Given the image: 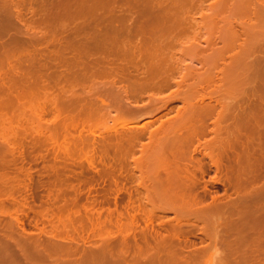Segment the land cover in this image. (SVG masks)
Segmentation results:
<instances>
[{"label":"bare ground","instance_id":"1","mask_svg":"<svg viewBox=\"0 0 264 264\" xmlns=\"http://www.w3.org/2000/svg\"><path fill=\"white\" fill-rule=\"evenodd\" d=\"M48 1H50V0H0V9L6 13V19L3 20V18H0V64H3V62H7L8 60L13 62V63L10 62L12 66L10 65L9 61L7 62L9 64L8 66L12 67V68L8 67L10 72H8V70H7V73L5 74L7 67H6V69H3V70L1 69V72H0L1 73L0 74V97L3 99V100L2 99L0 100V126H1L0 128H1V132H2V130H3L2 133H5L7 131L6 134L8 133V131L11 132V138L16 135V134H14V132L17 133V135H16L17 139L15 140L14 137L12 138V140L14 139L13 141H15L17 144V141H19V139H18L19 136L21 137V135H22V134L20 135V133H18L19 130L21 129L20 127H22L20 132L24 134V132H25L24 130L26 128L25 125L28 124L27 122L30 121L31 116L34 115L30 112V111H32L31 107H33L34 102H35L34 109L38 108L39 111H37V112H40V113L42 112V115H44L45 111H43V110H46L47 107L45 109L44 108L45 106L41 104V102H43V100H47L48 98L50 99V96H51L50 102L47 100V101H44L43 103L45 104V102H46V106L48 105V103L52 104V106L54 104V106L52 107V108H54L55 106L59 105V103H57L59 98H60L62 105L64 103V100L68 101L70 98L71 100L69 102L70 103L72 102V106H74V109L72 107V109L74 110V113H73L74 116L70 121L72 122V120L74 119L73 120L74 122H72V124L69 122L71 125H73V127L71 129H70L71 125L70 124L69 125L67 124V125L69 126L68 129H70V130H72L74 128V125L76 127V128H74V130L77 129V133H74V135L76 134L77 138L74 135H73V137L71 136V138L75 137V140L77 139V140L83 141V140H81L82 132L79 130L78 126L81 128L84 126V124L86 122L88 123V121H91L88 123V125H90V129H89V126H87L88 129L90 130L89 133L86 131V130H88L87 127L84 126V129L83 128L82 129L85 130L84 134H86V133L90 134L89 136H91V138H92L91 139L92 140L91 145L93 147V150L95 148H97L96 146H98L99 147L98 149H100L99 151H101V155L104 157V160H105V158H106V160L108 158V157H105V155L106 156L111 155V154H109V152H112L114 145L115 146L118 145L119 147H122L124 150H125L126 146H127L126 149L131 148V149H128L130 151L122 150V152L123 151L127 152L129 155L137 150V149H135V147L137 148V146H139L140 149L139 148L138 149H139V152H140L139 154L141 157H143L144 152H146L147 154L150 153V155H151V152L155 150V152H153L154 153L153 157L156 156L155 154H157V156L160 154L161 157L163 155L165 160L163 159V157L160 159V156H159V159H160V161H162L163 165L165 163V165L167 166L166 168L169 169V171H168V169L164 170L165 172L168 171L167 173L169 175L167 174V176H166L165 172H163L165 174V178L167 177L166 181H165V178L163 177V175L159 173L162 170L159 171L158 168L157 169L155 168L156 170L152 171V173H150L151 176L149 175L150 176L149 177L147 175V174H149V172L146 171L147 172V174H146L144 172V170H146V169H144L143 172L146 174L147 178L150 179V180H148L146 178L144 180L143 178H144L145 174L144 175H143V173L141 174L140 171H141V168L144 167V166L143 167L141 166V164L143 163L142 161L145 160L144 158H146V161H149V160H147L148 157H145L146 154H144L143 160L142 159H140V161L136 160L135 159L136 157H135L134 159L136 160V162L130 164V162L127 161L129 158L127 160H124V159H126V157L125 158L123 157L124 159L120 158L123 156L124 153L122 154V156H120L118 158L117 152L114 151L116 153V154L114 153V157L116 158V156H117V159L120 160V162H123V163L125 162L124 165L126 166V168H125V166H123V164L120 165V162H119V166L121 168L123 166L127 170L128 169L127 166H129V164L130 165L133 164L135 166L137 163V165L135 167L132 165L134 168L132 166L131 167L129 166V170H127V171H130V170L133 171L134 170L135 173L134 172L133 173H134V175H136L137 174L136 170L138 169L137 171L140 170L139 174H137L138 176L136 175L135 177H133L132 176L133 174H132L131 177H129L130 173L125 171V170L123 171V173L124 174L126 173V175L129 174V176H126V178H125V179H127V177H128L127 180L129 182H130L129 179H131V178L134 179L137 177L136 180L134 179L136 185L133 186V188L135 187L134 193L136 194V196L135 195L134 196L136 198L138 196V199L135 200L134 199L135 197L134 198L132 197V194L129 190L130 193L128 194V198H126V199H127V202L130 201L129 203H131L130 204L131 208H127V209H130L132 212L130 213L129 210L126 211V209L124 208L126 211L125 212L126 215L122 214V212L117 211L118 213L117 214L115 213L116 216H113V213H114V207H113L112 211L110 209L109 212L106 213L107 214V215H105L106 217H104V218H107L106 224L101 223L102 221L100 220L101 218L99 217L101 211H98L101 209L97 210V209H94V207H93L97 203L96 202L97 200L96 201H95V199H94V201L92 200L93 203L91 202L90 206L89 205H88L89 207L87 206L88 211H89V208L92 207L90 209L91 212L89 211L90 212L89 213L87 211V209L85 208L86 213H85V215L82 214L83 215V216L81 215L82 217L80 216V213H84V211L81 212V210L79 208L80 207L79 203L78 204L76 203L77 205L74 204L75 206H77L75 208L73 207L74 205L72 206L75 209V210L73 208L71 209V210H73L72 211L73 213L75 211V213L72 214L73 216L77 215L78 208L80 211V213L76 216V218H72V219H74L73 221H75L76 219L80 220V217H81L80 221L88 220V219H85L84 216L89 214V216H88V218H89V217H91L90 215L92 214V217L89 218V221H91L90 219H92V220L94 219L93 223L90 222V224L92 225V228L94 230L93 231L94 233L93 234L91 233L93 235V236L92 235L91 236L98 238V239H95V242H94V239L91 237L93 240L92 242L94 244L96 243L95 247L97 245L96 240L99 241V239H101L102 237L107 238V241L104 240V242H103L102 239L99 241V242L102 241L103 244H101L100 247H98V249L96 247V250L93 249L95 247L92 243L93 248H91V249H93L94 251L89 250L90 253H88V256L89 255L90 256L87 257L88 260H86V258H84L85 262H82V261H84L83 257L80 258L82 260H80L76 257L78 254L77 252L73 253L76 255L75 258L80 260L79 264H201L202 259L204 257H206V255L208 257H210V256L215 255V253L217 251H219L218 246L224 247V248L222 247L223 252H221L220 256H219L220 261L217 260V261L221 262L222 264H264V246H262L264 244L263 243V241H264V188L263 187L264 186L262 187V190H260V188H259V190H257L258 192L256 194H258V195H255V197L249 196L251 194L249 193L250 191H248V190H247V193H249V194H247V193L245 194V195H247L246 197H248V198L249 197H253V199L256 198L257 202L261 200L260 204L256 203V205H255L254 202H252L251 203L252 206H251L249 204L250 201L246 202L247 201V199H246L245 202L247 204L246 203L245 204L247 206L244 207V208L247 207V211L251 210L252 213H253V211H256L254 209H257L256 212H258V213L261 212L260 216H258V217L256 216L257 218L251 219V218H249L250 217L249 213H247V211H246L245 213L248 214L249 217L247 216V218H244L243 215H241V216H239L238 220H236V221L228 220V219H230V217L228 218L227 214L229 213V215H230L231 211H233V208L230 205L228 206L224 200H222L221 198L218 199V198H216L217 196L214 197V195H213V197H211L210 201L206 202L205 199H203V197L202 198H201V196L199 197L200 194H199V192L197 193V191H196L197 184L201 180V179L197 178L198 176L196 177V175H197L196 172L198 171L199 174L201 173L204 175L203 164L201 163V161L196 159V161L193 162L192 165H189V163H187L188 165L184 164L185 159H187V160L189 159V161H190V159L192 158L191 155L195 152V149H196V148H193L195 145L194 144L195 141H198V138L202 137V135L204 136V134L207 131L206 130L207 122L209 121V119H213L214 127H212V130L210 132H212L214 134V137L211 138L212 140L210 142L205 143V145L203 144L205 146V148H204L205 151L203 152V156H205L208 159L209 165L215 170L214 172L220 171L222 173V170H223L224 176L221 174L220 175L222 177H224L222 179L224 181V184L225 183L227 184L225 186H227V187L232 186L234 188H237L238 189L237 192H239L240 191L239 189H241V193H242L244 191V188L248 185V183H252V182H250L252 180V178L253 179L255 178L254 180L257 181L256 180L257 176L254 175V174H256V170H254V172H255L254 174H253V172L250 173V175L251 174L254 175L253 177L249 176L251 178H248V175H249L248 173H247L248 175L244 176V174H246V173H243L244 172L243 170L245 169L244 166L246 165V164L244 165V163L248 160L247 154L246 155L245 154L244 155L238 154V156L235 155V157H237V158H235V157L233 158V156H232L231 159H230V157H228V159H230V160L228 161V159H227L226 160L227 162H225V160H224L225 156L224 155H227L226 149L227 148L230 149V147L233 145V143H231L232 140L229 141V139H227L228 140V142H227L225 140L226 138H224V140L226 142L223 140V137H222L223 135H221L220 132L222 133L221 130H224L227 128L222 129L223 127H220V126L222 125V123H225V120L228 118V116L230 114L229 112H231V110H234V109H231V105H230L231 110H229V108H226L225 107L226 105L224 106V104H225L224 99L228 98V97H226L227 95L225 96V98L223 97V95H225L223 93H226V91L225 92H223V91L226 90V88H229L230 86L232 88V85L234 83H237L236 81H238L236 79L237 77L235 78L234 75L230 76L231 72L232 71L235 72L234 69H236V68L238 70L239 65H240V68L243 66V65L241 66V64H239V60L243 58L242 60H240L243 62V60L246 59V57L244 58V56H248L246 54L252 55L256 51L255 50L256 48L261 49L263 47V46L260 47L259 46L260 44H258V43L256 44L254 42L260 43L261 39L262 38L264 39V37H263L264 34L261 35L262 36V38H261L260 36H258V34L256 35V31H255V30H257V28L260 29V26L262 24L260 22L262 20H264V0H214L212 3H214L215 5H211L212 4L211 2L209 5H207V6L212 7V8L207 7L208 12L209 11L212 12L211 15L208 16V19L206 18L207 20H205V22L207 21L206 22L207 24L205 23L207 26L204 25L203 21H202L203 23L200 21L201 25L203 24L206 27H203V25L200 26V24L199 25L197 24L198 22L195 20V13L194 12L199 13V11H201L202 13L200 14V16H202V14L205 13L204 11H202L203 9L205 10V6H206L205 3H206V1H210V0H57V1L52 0V2H54L53 3L54 5H51L52 2L49 5L48 3H50V2H48ZM55 2H56V4H55ZM33 4H36V5L38 4L39 6L37 5L38 7L36 8V7H33ZM26 10H27V12L29 10L31 15H32L30 20H28L25 17ZM208 12H207V14H208ZM190 13H194L193 14L194 16L193 15L189 16ZM253 18H255L256 20H257V18H260L261 21H258L259 19L257 20L260 24L254 23L255 21ZM213 19H215V22ZM216 20H217V22H216ZM195 23L197 24L196 25L197 27L200 26V27H202L203 30H205V31H203L204 32L203 34L205 35V33H206V35H205V38L203 41L208 43L207 45H209V46L208 47L206 46L207 48L204 47L203 45L199 46L197 41L200 42V38L199 39L195 38V39H197V41L194 40L192 42V44L189 43L190 45L188 44V46L185 45V43L183 41L184 47L185 46L186 47L182 50L179 49L178 52L179 51L182 52L185 50L186 52H184V55L183 54H181V55H183V57L185 55H186V57L189 55V56L193 57L192 58L193 61L196 60V57H198L199 59L201 57H203V58H201V60L204 59L203 60L204 65L206 63L207 67L210 68V70H207L208 73L206 72V70H204L207 73V75H205V76H203L204 72L202 73V75H200L198 73V69L195 68L196 67L195 64L199 63V61H197V60H196L197 62L195 64L187 63V65L189 67H185L186 66L185 63L187 61H185V63H184V60H186V59H184L182 61V63H180V64H182V67L185 64V66L183 68L181 67L183 70H181L179 68V66H176V63L179 64V62H180V61L177 62L178 59L176 60V63H174L172 61L173 58H174V60L176 58V57H174L176 52L175 53L172 52V54L174 55L173 58H172V54H171V51L176 50V48L174 47V45L176 44L175 42L178 41V44H179L180 41L178 39L181 38L180 36L186 34V32L188 30H189L188 33H192L191 31L194 30L193 28H196ZM263 23H264V21H263ZM214 26L217 27L219 30L213 31L215 28ZM263 27H261V30ZM10 29L12 30L11 35L9 36L8 34H6V36L4 37V33H6V32L8 33V31ZM198 29H200V28L198 27ZM206 29H207V32H206ZM259 29L257 30V33L259 32ZM5 30H7V31H5ZM263 31H264V28H263L262 32ZM195 32L196 31H194V34L196 35ZM262 32H260V34H262ZM7 35L9 36V38L7 37ZM192 35H193V33H192ZM197 35L199 36V34H197ZM197 35L196 36L193 35V39H194V37H197ZM255 35L261 39L259 40L258 37H253V38H251V39L255 38L254 41L252 40L253 42L248 41L249 37L255 36ZM243 36L246 37L245 38L246 40L242 38ZM6 37H7V39H6ZM256 39H258V40L256 41ZM219 40L226 45L221 46V48L217 49L216 47H213L214 46L213 44H215L216 41H219ZM181 43H182V40H181ZM193 43H194V45H193ZM195 43H197V45H195ZM209 43L212 44L211 47H210ZM250 43H251V45H250ZM252 43H253V45H252ZM179 45L182 46V44H179ZM256 45H258V47H256ZM172 47L174 48V50H172L173 49ZM201 47L204 49L203 51H202ZM236 47L238 48V51L232 53L233 56L232 55L230 56V54H231L230 51L233 52L234 50L237 49ZM179 48H181V47H179ZM213 48H216V50ZM48 49H49V51H48ZM50 49H55V52H51ZM205 49L206 50L212 49V51L214 50L213 52L208 51V53L211 52L214 54L209 53L210 55H204V52L207 53V51ZM263 51H261V52L263 53ZM169 52L171 55L169 54ZM227 54H228L227 59L230 58V61H228L226 63V65L224 64L222 66L223 68L222 69L220 68L221 71L219 72V69L217 68L218 67L217 64L220 63L222 65V62H223L224 58H226ZM249 56L247 57V59L250 58ZM191 57H189L187 59H189V61H191L190 60ZM53 59H54V63L52 61ZM181 59H183V58H181ZM199 64H202V63L200 62ZM253 64H255V63L253 62ZM4 65H5V63H4ZM1 66L2 65H0V67ZM215 68L218 69V71L216 70L218 73L222 72L221 76L223 75L222 79L220 78L221 83L222 84L224 83V86L221 84L222 88L219 90V91L223 92L222 94L219 93L221 95L214 94V90L216 89V87H215V89H211V87L214 86V83H213V86H211V87L209 85L214 81L213 80L214 77H216V74H217L216 71L213 72L215 74V76L213 73H210V71L212 69L214 71ZM249 68L251 69V67H249ZM175 70H176V72H178V70L181 73L184 72V73H182L181 77H180V75H178L179 72L176 73V75H178L180 77L181 83H184L185 81L189 80L190 78L191 79L189 81H191L193 79L191 81L192 83L191 84L188 83L185 85V87L182 88L183 93L178 91V93L176 92L173 96L171 95V97L166 96L167 98L164 96H161V95H163L162 93H160V92H162L161 89L171 86L170 84H171V82H173L172 81L173 80L172 79V72H175ZM254 70H256V69H254ZM2 71H3L4 75L8 74L9 79L8 78L5 79V77H7V76H4V78H3L4 81H3V79L1 78L2 77L1 76ZM251 71H253V70H251ZM199 72H200V70H199ZM202 76H203V78H201ZM232 77H234V78H232ZM245 77H247V76H245ZM228 79H229V81H228ZM6 80H8L9 82ZM60 81L62 83L65 82L63 84V86H62V84H60L61 83ZM175 81L176 80H174V82ZM240 81H238V82H240ZM120 83L121 84L124 83L125 85L120 86ZM176 84H179V83L177 82ZM58 85L61 87H59V90H56ZM174 86H175V84H174ZM233 87H234V85H233ZM153 88L156 91L158 90V92H157L158 95H160V94L161 95L155 96V94H154V96L151 95V97L149 95L150 98L148 96H145L146 94L144 95L145 91L151 90V89L153 90ZM209 88H210L211 93L209 91ZM178 89H180V88L178 87ZM159 90H160V92H159ZM232 90H234V88ZM232 90H231V92L233 93ZM261 90H262V88H261ZM54 92L57 95V96L54 95V97L56 96L57 99L52 98L53 97L52 95L54 94ZM212 92H213V94H212ZM217 92H218V90H217ZM68 94H69V97L66 98L65 95L68 96ZM58 95L59 96L62 95V97L61 96L58 97ZM169 96H170V94H169ZM64 97H65V99L63 100L62 98H64ZM144 97H148V98H146L149 101L148 107H147V105H145L146 103L141 104V106L138 104V100L142 99V98L144 99ZM238 97H236V98H238ZM39 99H41L40 103L38 102ZM61 99L63 100V103H62ZM53 100H57V101H55L53 103V102H51ZM36 101H37V103H36ZM148 101H147V103H148ZM229 101H231V100H229ZM239 101H241V100H239ZM176 102L181 103V104L179 103L180 107L178 108L176 106L177 109L175 108L176 110L173 113L174 115L172 114V116H169L168 118H164L170 112L174 111V104ZM32 103H33V105H32ZM55 103H57V105ZM70 103H68V104H70ZM226 103H228V102H226ZM36 104L37 105L41 104V107L40 106H39L40 108L38 106L36 107ZM50 104H49V106H50ZM217 105L219 107H221L222 110L220 109V111H216ZM258 105H259V102H258ZM42 106H44V107L42 108ZM49 106H48V108L50 109ZM16 107H18L19 109ZM27 107L29 108V110L31 109L29 111V113L27 112L28 111ZM64 107H66V105ZM227 107H229V106H227ZM245 107H246V105H245ZM15 108L18 111L15 110ZM58 108L59 107H57V108L55 107L53 110L56 111V113L58 112L57 115L60 114V115L64 116L63 114H66V113L61 112V111H63L62 110L63 108L60 107L61 108L60 110ZM57 109L63 114H61L59 111H57ZM68 109L70 110L69 107H68ZM240 109H241V107H240ZM251 109H252V107H251ZM14 110L16 111V113L13 112ZM50 110H52V109H50ZM50 110H49V112H50ZM2 111H4V113ZM9 111H11V112H9ZM66 111H67V109H66ZM66 111H64V112H66ZM7 112H8V114H7ZM235 112H236V110H235ZM40 113H38V114H40ZM50 113H54V112L51 111ZM50 113L48 114V112H47L46 114L50 115ZM56 113H54L55 114L54 119L57 120L59 118L58 116H60V115L57 116ZM251 113H250V115H251ZM29 114H32V115L30 116ZM54 114H52V118H51L52 120H53ZM36 116H37V114H36ZM36 116L34 115L35 119H36ZM38 116L39 117H37V118H39V120H36L37 123H38V121L39 122L41 120L43 121V118H44V116L43 117H41L40 115H38ZM243 116H246V115H243ZM26 117H27V119L28 118H30V119H28V121H27ZM34 117L32 116V119H34ZM40 117H41V119H40ZM45 117H47V116H45ZM64 117H63V120H61L62 119V117H61V119H60L61 121L59 119L57 121V122L60 121L62 126L64 125V122L66 121V119L64 121ZM249 118L250 117H248V119ZM257 118H259V116ZM207 119H208V121H207ZM250 119H252V118H250ZM15 120H20L21 122L18 123V121L16 122ZM56 120H55V122H56ZM127 120L129 122H127ZM157 120L160 121V125H158L159 128L157 127L158 129H155L154 130L155 132L150 131L149 130L150 128L148 129L147 125L149 123L151 124V122H154ZM44 121H45V123L47 122L46 120H44ZM83 121H85V122H83ZM229 121H230V119H229ZM249 121H247V122H249ZM30 122H29V124H30ZM50 122H54V120L50 121ZM21 123H22V125H21ZM47 123H49V122H47ZM98 123H99V126L101 124V128H98L99 127ZM13 124L14 125L16 124L17 127L20 126V127H18L20 129H18L17 132H16V130L15 131L13 130V128L16 126V125L14 126ZM41 124H42V122H41ZM245 124H246L245 125L246 129L250 130V128H247L248 124L247 123H245ZM23 125H24V128H23ZM80 125H82V126H80ZM237 125L239 127L237 128L236 132L240 133L241 132L240 130H242V128H240L241 127L240 125H242V127H243L244 124L239 123ZM59 126H60V124H59ZM62 126H60V127H62ZM252 126H254V124ZM17 127L14 129H17ZM256 127H257V125H256ZM207 128H209V127H207ZM11 130H13L14 135L12 134ZM27 130H26V132H27ZM65 130H67V129H65ZM74 130H73V132H74ZM233 130H231V131L233 132ZM238 130H239V132H238ZM243 130H245V127H243ZM243 130H242V132H243ZM251 130L253 131V129H251ZM257 130H258V127H257ZM1 132H0V135L2 136ZM229 132H230V130H229ZM88 134H86V137H88ZM24 135H26V134H24ZM165 135H166V137L168 136V139L165 138ZM240 135H241V133H240ZM7 136H8V138H10L9 133ZM84 136L82 139L86 140ZM144 136L147 137V140L149 139V142L146 141V143H150V147L148 146V148H150V150L152 147L150 140L152 141V143L155 142L157 144V142H160L158 144H161V143H163V141H165V140H162L163 138H165L166 141L169 140V143H166V141H165L166 145L162 144V145L167 146V149L165 146L161 145V148L163 147L164 150L160 149L162 151H159L158 149L160 148V145L157 146L158 144L157 145L155 144L153 146L154 149H152L151 152H149V151L147 152L146 148H147V145H149V144H146L144 142V144H146V146H144V144L142 143L143 149H145V150H142L141 149L142 145L140 144L141 142H139V141H141L142 140L141 138L142 137L144 138ZM159 136H161V137H159ZM230 136H232V135L230 134ZM4 137H5V139L7 138L6 135L5 136L3 135V138L0 137V140H1V138L4 140ZM11 138H10V140H11ZM89 138L90 137H88V140H89ZM160 138H162L161 139L162 142H161ZM155 139H157L156 140L157 142L153 141ZM230 139H231V137H230ZM242 139H241V141H242ZM6 140L3 141L4 143L1 141L3 144L2 143L0 144V167H2L4 165L3 161L8 160L6 158L2 160V158H4L3 156L5 154H7L6 153L7 147L5 148V146L11 145L10 142H12V141H9V139H8L7 140L8 143H5ZM20 140H22V139H20ZM238 140L240 141V138H238ZM72 141H73V139H72ZM15 142L12 143L13 147L15 146ZM77 142L74 141V143H77ZM84 143H85V141H84ZM98 143H99V145H98ZM113 143H115V144H113ZM118 143H120V144H118ZM239 143H241V142H239ZM248 144H247V146H248ZM70 145H72V144H70ZM78 145H81L80 142L77 144L76 147H80ZM122 145H125V146H122ZM236 145H238V143ZM239 145L241 146V144H239ZM245 145H243V146H245ZM118 146L114 147V149L118 148ZM155 146L159 147V148H157V151H159L158 153H156ZM109 147H110V149L111 148L112 149L111 150L108 149ZM11 148H12V146H11ZM18 148L13 149V150H15V152H16V151H18ZM19 149H21V147ZM22 149H21V151L23 152L24 149L23 150ZM134 149H135V151H132V153H131V150H134ZM2 150H4V151L6 150V151L4 152ZM13 150L11 153L14 152ZM77 150H80V148L76 149V151ZM19 151H18V153H19ZM86 151H88V150H86ZM95 151H96V149H95ZM166 151H167V154H166ZM256 151H257V149H256ZM15 152H14V155H15ZM18 153L15 156L16 158L18 157L17 159H19L21 156H25L24 152H23L24 153L23 155H19ZM141 153H142V155H141ZM73 154H75V153H73ZM112 154H113V152H112ZM258 154H260V153H258ZM83 155H85V154H83ZM86 155H88V154L86 153ZM96 155H97V153H96ZM119 155H121V153ZM164 155H166V156H164ZM240 155L242 157H240ZM102 156H101V158L103 159ZM112 156H110V157L112 158ZM157 156L154 160V161H156V165L158 164L157 161L159 160V159H157ZM187 156H189V157H187ZM114 157H113V160L111 159L112 162L108 161L109 158H108L107 162L110 164L114 163V165H117L116 163H118V162H115V161H117V159L114 161ZM139 157L137 159H139ZM23 158H21V160ZM181 158H184V160H182L183 164L179 163V160ZM249 158H250V156H249ZM254 158H255V156H254ZM259 158H260V156H259ZM132 159H133V157H132ZM25 160L26 159H24V161ZM76 160L78 161V159H75V161ZM94 160H95V158H94ZM100 160L101 159L99 158V161ZM249 160L251 161V158ZM260 160L261 159H259V161ZM87 161L90 162L89 165L91 163H93V162L89 161L88 159H87ZM126 161H127V164L129 163L128 165H126ZM130 161L132 162L131 159H130ZM137 161H139V162H137ZM160 161H158V162H160ZM191 161H193V159ZM191 161H190V164L192 163ZM9 162L8 161L5 162L6 165H4V166H8V167H5V170L6 169L9 170V166H10L9 164L12 161L10 163ZM21 162H23V160ZM186 162L187 161H185V163ZM223 162H225V165L223 164ZM14 163L15 162H12L11 164H14ZM144 163L146 164V162H144ZM54 164H53V166H54ZM93 164H91L90 167ZM103 164H105V161ZM138 164H139V166H138ZM145 164H142V165H145ZM150 165L152 166L153 164H150ZM159 165L162 166L161 162ZM107 166H108V164H107ZM107 166H105V167H107ZM110 166L112 167L113 164L109 165V167ZM146 166L148 168L147 164H146ZM158 166H156V167H158ZM161 166L159 167L160 169L163 167V166L162 167ZM109 167L105 168V170L108 169ZM111 167H110V169H111ZM113 167L114 168H112V169L114 171L112 170V172H116L115 168L118 167V165L116 167L115 166H113ZM120 167L117 168V170L120 169ZM124 168H122V169H124ZM152 168H154V166ZM24 169H26V168H24ZM251 169L253 170V168H251ZM105 170L101 171V175H102V172L104 173ZM121 170H118V173ZM150 170H152V169L150 168ZM0 171H1V169H0ZM4 171H2V172L5 173ZM17 171H19V170H17ZM27 171L29 173V170H27ZM156 171H159V172H157L159 175L156 173ZM249 171H251V170L249 169ZM259 171H261V170H259ZM2 172H0V202H2V204H6V202L7 201L8 202L5 206L1 205V203H0V205H1L0 207L3 206L5 208H8L9 206H12L13 207L12 210H14L16 208V203H15V205H13V204L15 201L20 199L21 194L19 195V193L17 191L16 193H18L19 198L16 197L17 198L16 199L14 197V196H17V195H15L16 193L13 194L12 193L13 191L10 192L9 191L10 188L7 189L8 187L5 186L7 181H8L7 182L8 184H10L9 181L11 182V180H10L11 176H9L8 173L9 172L13 173L14 171L9 170L6 172L7 174L5 173L4 175L1 174ZM25 172H26V170H25ZM97 172L99 173L100 170ZM97 172L95 173V171H94L95 174H97ZM18 173L22 174L21 171ZM18 173L16 172L15 175ZM23 173H24V171H23ZM107 173H105V175H108V179H109V177H111L112 173L110 174L109 170ZM123 173L121 174V172H120L119 174H121L120 176L124 178L125 176L123 175ZM153 173L154 174L156 173V174L152 177ZM260 173H264V172H260ZM109 174H110V176H109ZM7 175H8V177H7ZM11 175H13V174H11ZM98 175L94 176V178L96 177L95 180L98 178ZM114 175L116 176L115 173H114ZM142 175H143V178H142ZM156 175H158V176L161 175L162 178H161V176L160 177L157 176L158 177L157 178V177H155ZM19 176H20V174L17 177L19 178ZM24 176H25V178L23 179V181L26 179V175H24ZM74 176L77 177V175H75V174H74ZM263 176H264V174H263ZM17 177H14L16 182L14 180L12 182V184L9 185V187L11 185L14 186V187L12 186L14 188V192L16 189L18 190L17 184L19 186L20 185L19 183H21V182L17 183L18 182ZM7 178H8V180H7ZM27 178L30 179L29 175H27ZM94 178L92 177V179H94ZM101 178H104L103 175ZM101 178L98 180H101ZM105 178L107 179V177H105ZM159 178H161V180ZM259 178H258V180H259ZM89 179H90L89 184H91L90 183V181H91L92 185H93L94 184L93 182L95 180L92 181L90 177H89ZM116 179H117V182L120 180V178H119V180H118V178H116ZM156 179H158V180H156ZM82 180H84V179H82ZM132 180H131V182H132ZM134 180H133V182H134ZM151 180H153V181L155 180L154 181L155 183L152 181V184H151V182H149ZM159 180H160V182H159ZM219 180H220V178H219ZM254 180H253V183H254ZM97 181H95V182H97ZM114 181H116V180H114ZM114 181L112 180L111 182H114ZM111 182L109 183L110 185H111ZM259 182H260V180H259ZM13 183L14 184L17 183L16 188H15V185ZM23 183L26 184V182H23ZM87 183H88V179H87ZM147 183L149 184V186L150 185L151 186L153 185V186L152 187L150 186V189H148V187H147L148 185H145ZM256 183H255V185H256ZM123 184H124V182L121 185H123ZM211 184H215V181H211ZM216 184H218V182ZM221 184H223V182ZM118 186H119V183H118ZM25 187L27 188L28 185L27 186L24 185L22 187L23 188L22 190H24ZM90 187H92V186H90ZM112 187H113V185H111V188L109 187L110 188L109 189L110 194H112L115 191V196H118L119 193L115 189V187H117V184L114 187L115 190H113ZM120 187L121 186H119V188ZM247 187L245 189H247ZM13 188H11V189H13ZM250 188H251V185H250ZM20 189H19V191H20ZM77 189H76V191H74L76 196L73 197L74 194L72 196L75 200H77L76 197L79 196V192L77 191ZM111 189H112V193H111ZM203 189L206 190V187H204ZM254 189L256 190L258 188H254ZM72 190H75V189H72ZM24 192L22 191V193H24ZM27 192L28 191H26L24 194H26ZM245 192H246V190H245ZM58 193H60V192H58ZM253 193L254 192H252V195H253ZM108 194H109V191H108ZM107 196L108 195L106 193L103 197V200L104 199L106 200ZM109 196H112V195H109ZM239 196L242 197V194H239ZM59 197H60V194H59ZM23 198L25 200H27L26 199L27 197H23ZM56 198H57V196H56ZM109 199H110V197H109ZM115 199H116V197L113 198V202L115 201ZM132 199H134L135 201H133ZM4 201H5V203H3ZM10 201H13V202L10 203ZM23 201L20 204V201L18 200L19 203H17V206L19 204V205H22V207H23V204H26ZM94 202H96V203H94ZM241 202L243 203V201H241V199H240L238 202V205L241 204V206H243L244 204L242 205ZM8 203L11 205H9ZM73 203H74V201H73ZM91 204L92 205L94 204V205L92 206ZM113 204L116 205L117 200H116V204H115V202ZM7 205H9V206H7ZM78 205H79V207H78ZM26 206H27V204H26ZM129 206L127 205L126 207H129ZM241 206H239V208H241ZM22 207L19 208V210L21 209V211H22V209H23ZM59 207H61V206H58L57 208L59 209ZM5 208H2V209H5ZM100 208H102V207H100ZM17 209H15V210H17ZM24 209H25V206H24ZM24 209H23V211H24ZM58 209H56V212L59 211ZM61 209L63 211V208H61ZM236 209H237V207L234 208V210H236ZM69 210L70 209H68L67 211L69 212ZM240 210H244L243 207H242V209H239V211ZM258 210H260V211H258ZM4 211L6 213L7 210H1L3 215H4ZM19 212L20 211H18V213L17 212L14 213V214H17V216H18L21 213V212L20 213ZM61 212H58V213H61ZM52 213H53V211H52ZM168 213H173L174 218L169 216L172 218V220L168 219L169 223H167V227L161 229L160 225L164 224L163 222H164L165 216H167ZM245 213H244V215H245ZM7 214L9 217L11 214L13 215V212L9 210V213L7 212L6 215ZM47 214L44 213L43 216L44 215L47 216ZM22 215L24 216V213ZM15 216L13 215V217H15ZM17 216L15 218L17 220L14 219V221H12L13 217L12 218L9 217V219L11 218V221H12L10 228H12L13 224H14V226H16L17 225L16 223H19V222L15 223V221H18L21 218V217L17 218ZM253 216H255V215H253ZM51 217H52V215H51ZM162 217H164L163 220L161 219ZM242 217L244 218L243 220H241ZM25 218H27V216ZM56 218L57 217H55V219ZM154 218H155V220L157 219V222H158L157 224L155 223V225L158 226L157 229H156V227L155 228L153 227ZM221 219H223L225 221L222 220L223 222L220 221L221 223L220 222L218 223V220H221ZM6 220H8V219H6ZM22 220L20 219L19 221L21 222ZM77 220L75 222L78 223ZM98 220H100V224H99V222H97ZM138 220L143 221L145 223V226L140 227L138 229ZM159 220H162V221H159ZM168 220H167V222H168ZM161 222L163 224H161ZM9 223H10V220H9ZM7 225H9V224L7 223ZM18 225H17V227H18ZM14 226H13V229H14ZM183 226H190V227L187 229H186V227H184L185 228L184 229ZM10 228L8 229L9 230L8 234L10 233L9 235L12 238L11 241H14V243H16L17 245L19 244L18 246H21L22 243L20 244L19 241H21L24 238V236H25L24 232H22L23 234L21 233V235H19L20 233H18V236H17L16 233H17L18 228H20V227H18L16 229V232H15V230L13 231ZM54 228H56V227H54ZM191 228L194 230V232L191 231V234L194 233V234L200 236V238H199V242L201 244L200 247H198L194 243H190V241L189 242L187 241V237L192 236L191 234L189 236L186 235L187 230L188 229L190 230ZM217 228H219V229L217 230ZM40 230H41V228H40ZM56 230L57 229H55V231L54 230L53 231L56 232ZM6 231H7V226H6ZM10 231L15 232V233H13L14 234L13 236L11 235L12 233ZM43 231H44V229L42 230V232ZM70 231H72V230H70ZM18 232H21V231L18 230ZM1 234H2V232H1ZM1 234H0V241L8 239L7 234H2V235ZM15 234L18 237L17 240L21 236H23V238L21 237L22 239L18 240V242H16V238L13 240ZM194 234H193V236H194ZM40 235H39V238L36 237V239L37 238L40 239ZM47 236H49V235H47ZM74 238L72 240H74ZM50 239L48 238L47 240H50ZM76 239L78 240V237H76ZM30 240L31 239H29V241ZM34 241H33V244H35ZM78 241H80V239ZM5 242H3V243H5ZM37 242H36V248H37ZM47 242H49L48 245H50L51 241H47ZM53 242L54 241H52L51 246L56 243V242H54V243ZM75 242H77V241H75ZM99 242H98L97 246H99ZM191 242H193V241H191ZM0 243H2V242H0ZM63 243H64V241H63ZM71 243L73 245V241H71ZM202 243H204V245ZM38 244H39L38 247H41L44 243H42L41 246H40V243H38ZM45 244L46 245H44V247L47 246V243H45ZM80 244H82L81 241H80ZM4 245H6V244H4ZM4 245L2 244L0 246V248L2 246L4 247ZM11 245H12V243H11ZM17 245H16V247H18ZM92 245H91V247H92ZM23 246L24 245L22 244L21 247L24 248L25 246L24 247ZM54 246H57V244ZM54 246H53L54 249H51V248L49 249V252L51 250L50 253H52V250L55 251V249L57 248V247L55 248ZM77 246H76V248H77ZM31 247H33L32 244H31ZM49 247L50 246H48V248ZM9 248H10V246H9ZM26 248H27V246H26ZM26 248H24V249H26ZM69 248H70V246H69ZM69 248H68V251H67V249L65 250V251H67V253L69 251L73 252L75 249V247L74 248L71 247L70 248L71 250H69ZM19 249L18 250L20 252L21 248H19ZM31 249L33 250V248H31ZM6 250H8V249H6ZM37 250H39V249H37ZM78 250H77L78 252L81 251V246L78 247ZM9 251L11 252L10 249H9ZM13 251L11 253H13ZM21 252H22V254H20L19 257H17L18 253L16 254L17 256H14L13 254H9V252L3 253L6 255H0V264H31V262H33V260L30 259L29 254H27L28 255V257H27L26 255H24L25 251H21ZM39 252H36V253L39 254ZM42 252H40V253H42ZM43 253L46 254L47 252H43ZM67 253L65 254V256L67 255V257H69V255L72 254V253H69V254H67ZM38 254L33 255V256L37 257ZM44 254H41V255H43V258H44ZM73 254H72V256H73ZM10 255H12L14 257H11ZM47 255L51 256V254H49V253H47ZM47 255H45L46 258H48ZM72 256H70L71 260H72ZM31 257H32V255H31ZM40 257H42V256H40V254H39V257H37V259ZM75 258H73V259H75ZM51 259L52 258H50V260ZM77 259H75L76 261L73 260L74 263L76 262L75 264H77ZM30 260H32V261L30 262ZM71 260L66 261V264L68 262H69V264H71L70 263ZM35 261H36V259H35ZM36 262H40V261L38 260ZM52 263H50V264H52ZM205 263H207V262H205ZM59 264H61V263H59ZM64 264H65V262H64ZM218 264H220V263H218Z\"/></svg>","mask_w":264,"mask_h":264},{"label":"rangeland","instance_id":"2","mask_svg":"<svg viewBox=\"0 0 264 264\" xmlns=\"http://www.w3.org/2000/svg\"><path fill=\"white\" fill-rule=\"evenodd\" d=\"M53 1H57V0H53ZM214 0H210V1H206V3H205V10L203 9L202 11H204L205 13H203L202 14V16H200V14L202 13L201 11H199V13H196V12H194L195 13V20L198 22H196L198 25L200 24V26H202L201 25V22L203 21L204 22V25H206L207 23V21L205 22V20H207L208 19V16H210L211 15V13L212 12H208V10H207V7H211V6H207V5H209L210 4V2L212 3ZM48 2H50V3H48L49 5L51 4V2H52V0H50V1H48ZM54 2H52V4L51 5H54L53 4ZM55 4H56V2H55ZM38 5V4H37ZM36 4H33V7H38ZM211 5H215L214 3H212ZM214 7V6H213ZM212 8V7H211ZM207 10V11H206ZM25 12V11H24ZM207 12H208V14H207ZM194 13H190L189 14V16H191V15H193ZM31 13H30V11L28 10V12H27V10H26V12H25V17L28 19V20H30L31 19ZM194 16V15H193ZM0 18H3V20L4 19H6V13L5 12H3L1 9H0ZM207 18V19H206ZM198 19V20H197ZM254 19V23H257V24H260V23H262L261 24V26H260V29L259 28H257V30L259 29V32L257 33V30H255L256 31V35L258 34V36H260L261 38H262V36L261 35H263L264 33V31L262 32V30H263V26H264V23H263V21L264 20H262L261 21V19L260 18H257V20L258 21H261L260 23L255 19V18H253ZM214 20V22H215V19H213ZM201 21V22H200ZM202 22V23H203ZM216 22H217V20H216ZM250 22V21H249ZM195 23V26L197 25ZM206 23V24H205ZM203 25V27H206V26H204ZM221 25V24H220ZM263 25V26H262ZM194 26V25H193ZM200 26H198L200 29H198V27L196 26V28H193L194 30H192L191 32L193 33V35L194 36H196L197 34H199V36L197 35V37H194V39H193V35H192V33H188V31L186 32V34H184V35H182V36H180L181 38L180 39H178L180 42H179V44H182V46H180L179 44H178V41L177 42H175L176 44L174 45V47L176 48V50H174V48L172 49V50H174V51H171V54H172V52L173 53H175V56L172 54V58H173V56L174 57H176L175 58V60H174V58L172 59V61L174 62V63H176V60H177V62H179V64L180 63H182V61L184 60V59H186V60H184V63H185V61H187L185 64H186V66H185V64L183 65V67L185 66V67H189L188 65H187V63H192V64H195L197 61H199V63L201 62L202 64H199V63H196L195 65H196V69H198V73L200 74V75H202V73H203V76H205V75H207V70H210V68L209 67H207V64L205 63V65H204V59L203 60H201V58H203V57H201L200 59L198 58V57H196V60H194L193 61V57H191V56H189V57H191V61H189V59H187V58H189L188 56L186 57V55L183 57V55H184V52H186L185 50L184 51H179L178 52V50L180 49V50H182V49H184L185 47H184V44H183V41H184V43H185V45H187L188 46V44L190 43V44H192V42L195 40V41H197V39H195V38H200V42L199 41H197L198 42V45L200 46V45H203L204 47H208L209 45H207L208 43H206L205 41H203L204 40V38H205V35H206V33H205V35L203 34L204 32L203 31H205V30H203L202 29V27H200ZM215 27V26H214ZM219 27V26H218ZM261 27H263L262 28V30H261ZM220 28V27H219ZM205 29V28H204ZM213 29V28H212ZM217 31V30H219L217 27H215L214 28V30L213 31ZM5 31H7V30H5ZM194 31H196L195 33H196V35L194 34ZM200 31V32H199ZM11 32H12V30L10 29L9 31H8V33L6 32V33H4V37L6 36V34H8L9 36L11 35ZM206 32H207V29H206ZM260 32H262V34H260ZM13 34V33H12ZM202 34V35H201ZM260 34V35H259ZM7 35V37L9 38V36ZM251 36V37H249V39H248V41H254L255 40V38L254 39H251V38H253V37H258V36ZM7 37H6V39H7ZM263 37H264V35H263ZM243 39H245L246 37H242ZM261 38H259L258 37V39L260 40ZM251 39V40H250ZM258 39H256V41L258 40ZM181 40H182V43H181ZM246 40V39H245ZM252 41V42H253ZM262 41V42H261ZM261 41H260V43L259 42H254V43H258V44H260L259 46L261 47V46H263L261 49H255L256 51L251 55V54H246V55H250L249 57L250 58H248L247 59V57L248 56H244V58L246 57V61L245 60H243V62L242 61H240V60H242V59H240L239 60V64H241V68H240V65H239V67H238V70H237V68L236 69H234L235 70V72H231V74H230V76H233L234 75V77L238 80V81H240V82H238V81H236L237 83H234L233 85H234V87H233V85H232V88H231V86L229 87V88H226V90H224L223 92H225L226 91V93H223V92H221V91H219L221 88H222V85L224 86V83L222 84L221 83V79H222V76H221V73H218L217 71H218V69H219V72L221 71L220 70V68L222 69L223 67V65L225 64L226 65V63L228 62V61H230V58H228L227 59V57H228V54H227V56H226V58H224V60H223V62H222V65L219 63V64H217V68H215V70L213 71V69L210 71V73H213V72H215L216 70V77H214V81L211 83V84H209L210 85V87L211 86H213V83H214V86L213 87H211V89H215V87H216V91L214 90V94H216V95H221L222 93L223 94H225V95H223V97L225 98V96L226 97H228V98H225L223 101H224V106L226 107V108H229V110H231V109H234V110H231V112H229L228 114H229V116H228V118L225 120V123H222V125L220 126V127H223L222 129H224V128H227V129H224V130H221L222 131V133L220 132V134L221 135H223L222 137H223V140H224V138H226L225 140L228 142V140L227 139H229V141H231V143H233V145L230 147V149L229 148H227L226 149V153H227V155H224L225 156V162H227L226 160L228 159V157H230V159L232 158V156H233V158L235 157V155L236 156H238V154H247V161L244 163V172L243 173H246V174H244V176H246V175H248V178H251V177H253L254 175H256L257 176V178H256V180L257 181H255L253 178H252V180L250 181V182H252V183H248V187H247V189H245L244 188V193L242 192L241 193V189H239L240 191L239 192H237L238 191V189L237 188H234V187H232V186H225V185H227L226 183L224 184V181H223V179L222 178H224V177H222L221 175H223L224 176V171L222 170V173L220 172V171H218V172H214L215 170L209 165V161H208V159L205 157V156H203V152L205 151V143H207V142H210L212 139V137H214V134L212 133V132H210L211 130H212V127H214V123H213V119H209V121H208V119H207V125H206V133L204 134V136L202 135V137H199L198 138V141H195V145H194V147L193 148H196L195 149V152L191 155V159H190V161L193 159V161H191L192 163L190 164V161H189V159L187 160V159H185L184 160V158H181L180 160H179V163L180 164H183V162H182V160H184V164H187V163H189V165H192L193 164V162H195L196 161V159L197 160H199V161H201V163L203 164V173H204V175L203 174H199V172L197 171L196 172V177L198 178V179H201L200 181H199V183L197 184V187H196V191H197V193L199 192V197L201 196V198L203 197V199H205V201L206 202H208V201H210V199H211V197H213V195H214V197H216V198H218V199H222V200H224L225 202H226V204L229 206H231L232 208H233V211H231V213H230V215H229V213L227 214L228 216V218L230 217V219H228L227 217V219L228 220H232V221H236V220H238V218H239V216H241V215H243V217L244 218H247V216L249 217V215H250V217L249 218H251V219H254V218H257L258 216H260L261 215V212H256L257 211V209H254V210H256V211H253V213H252V211L250 212V211H247V207L246 208H244L245 206H247L246 204V202H249V204L251 205V203L252 202H254V204L256 205V203H258V204H260L261 203V200L260 201H258L257 202V200H256V198H254L253 199V197H255V195H258V194H256L258 191L257 190H259V188H260V190H262V187L264 186V176H263V174L264 173H260V172H264V39L262 38L261 39ZM206 44H205V43ZM178 44V45H177ZM189 44V45H190ZM210 44V43H209ZM223 42H221L220 40L219 41H216V43L215 44H213L214 46L213 47H216L217 49L218 48H221V46H225L226 44H224ZM262 44V45H261ZM193 45H194V43H193ZM195 45H197V43H195ZM211 45L212 44H210V47H211ZM250 45H251V43H250ZM252 45H253V43H252ZM178 46V47H177ZM179 47H181V48H179ZM206 47V48H207ZM256 47H258V45H256ZM216 48H213V49H215L216 50ZM237 48V47H236ZM201 49H202V51L204 50L202 47H201ZM206 50V49H205ZM240 50V49H239ZM263 51V53L261 52V51ZM48 51H49V49H48ZM50 51L51 52H55V49H50ZM207 51V53H208V51H212V49L211 50H206ZM214 51V50H213ZM212 51V52H213ZM236 51H238V48L236 49V50H234L233 52L232 51H230L231 52V54H230V56L232 55V53H234V52H236ZM206 52H204V55H210L209 53H211V52H209L208 54H207ZM256 53V54H255ZM169 54H170V52H169ZM170 54V55H171ZM181 54H183V55H181ZM186 54V53H185ZM211 54H214V53H211ZM181 55V56H180ZM262 55V56H261ZM233 56V55H232ZM92 57V56H91ZM178 57V58H177ZM186 57V58H185ZM200 57V56H199ZM208 57V56H207ZM210 57V56H209ZM181 58H183V59H181ZM195 58V57H194ZM232 58V57H231ZM261 58V59H260ZM199 59V60H198ZM251 59V60H250ZM9 61V63L11 62L10 60H8ZM7 61V62H8ZM53 61V63H54V59L52 60ZM7 62H3V64H0V65H2L1 67H0V72H1V69L3 70V69H6V67H7V69H6V72H5V74L7 73V70H8V72H10L9 71V69H8V67H10V68H12L11 66V63H13V62H11L10 63V65L11 66H8L9 64L7 63ZM206 62V61H205ZM253 62L255 63V64H253ZM4 63H5V65H4ZM251 63V64H250ZM178 63H176V66H179V68L181 69V70H183L182 68V64H180L179 65ZM189 64V65H190ZM245 64V65H244ZM199 65V66H198ZM256 65V66H255ZM193 66V65H192ZM205 66V67H204ZM209 66V65H208ZM251 67V69L249 68V67ZM182 67V68H181ZM211 67V66H210ZM208 68V69H207ZM240 68V69H239ZM256 69V70H254V69ZM261 68V69H260ZM179 69V70H180ZM195 69V70H196ZM245 69V70H244ZM177 70V69H176ZM176 70H175V72H172V81L173 82H171V86H169V87H167V88H163V89H161V91L162 92H160V90H159V92L160 93H162L163 95H161V96H164V97H171V95L173 96L176 92L178 93V91L179 92H182L183 93V87H185V85L186 84H191L192 82V80L191 81H189V80H187V81H185L184 83H181V79H180V77H181V75H182V73H184V72H179V70H178V72L180 73H178V72H176ZM199 70H200V72H199ZM204 70H206V72L204 71ZM240 70V71H239ZM243 72H242V71ZM251 70H253V71H251ZM258 70V71H257ZM5 71V70H4ZM256 72V73H255ZM262 72V73H261ZM176 73H178V75H180V77L178 76V75H176ZM197 73V74H198ZM242 73V74H241ZM249 73V74H248ZM254 73V74H253ZM1 74V73H0ZM214 74V73H213ZM256 74V75H255ZM244 75V76H243ZM2 77V79L4 78V76H7V77H5V79H7L8 78V74L7 75H4V73H3V71H2V75H1ZM199 76V75H198ZM203 76L201 77V78H203ZM214 76H215V74H214ZM219 78H218V77ZM245 76H247V77H245ZM234 77H232V78H234ZM243 77V78H242ZM200 78V77H199ZM221 78V79H220ZM240 78V79H239ZM246 78V79H245ZM9 79V78H8ZM245 79V80H244ZM174 80H176L175 82L177 83H179V84H176L175 82H174ZM219 80V81H218ZM249 80V81H248ZM3 81H4V79H3ZM6 81H8V80H6ZM5 81V82H6ZM218 81V82H217ZM228 81H229V79H228ZM9 82V81H8ZM61 82V81H60ZM64 82V81H63ZM57 83V82H56ZM59 83V82H58ZM65 83V82H64ZM64 83H60V84H62V86H63V84ZM59 84V85H60ZM174 84H175V86H174ZM222 84V85H221ZM247 84V85H246ZM57 86V88H56V90H59V87H61V86ZM123 86V85H125L124 83H120V86ZM179 85V86H178ZM177 86V87H176ZM237 86V87H236ZM248 86V87H247ZM176 87V88H175ZM178 87L180 88V89H178ZM206 88V87H205ZM219 88V89H218ZM234 88V90H232ZM236 88V89H235ZM242 88V89H241ZM246 88V89H245ZM261 88H262V90H261ZM157 89V88H156ZM244 89V90H243ZM217 90H218V92H217ZM231 90L233 91V93L231 92ZM257 90V91H256ZM209 91H210V88H209ZM230 91V92H229ZM237 91V92H236ZM57 92V91H56ZM154 92V93H153ZM157 92H158V90L156 91V90H154V88H153V90L151 89V90H147V91H145L144 92V95L145 96H148L149 97V95H150V97H151V95H153L154 96V94H155V96L156 95H158L157 94ZM174 92V93H173ZM148 93V94H147ZM166 93V94H165ZM210 93H211V91H210ZM219 93H221V94H219ZM229 95H228V94ZM53 94V93H52ZM169 94H170V96H169ZM180 94V93H179ZM212 94H213V92H212ZM211 94V95H212ZM232 96H231V95ZM236 94V95H235ZM54 95H56L55 94V92H54V94L52 95L53 97L52 98H56V96L54 97ZM160 95H158V96H160ZM61 97H62V95H60ZM59 95H58V97H60ZM64 96V95H63ZM231 96V97H230ZM239 96V97H238ZM65 97L67 98V97H69V94H68V96H66L65 95ZM65 97L64 98H62L63 100L65 99ZM148 97H144V99L142 98V99H139L138 100V104L141 106V104H145V105H147V107H148V105H149V101H148V99H146V98H148ZM149 97V98H150ZM166 97V98H167ZM236 97H238V98H236ZM236 98V99H235ZM2 98L0 97V100H1ZM42 99V98H41ZM41 99H39L38 100V102L40 103L41 102ZM50 99H51V96H50ZM50 99L48 98L47 100L50 102ZM57 99V98H56ZM61 99V100H62ZM228 99V100H227ZM3 100V99H2ZM47 100H43V102L44 101H47ZM63 100H62V103H63ZM71 99L69 98V100L67 101H65L64 100V103H63V105L65 106L66 105V107H64L62 104H61V101H60V98H59V100H58V102L57 103H59V105H57V103H55L57 106H55L56 108L57 107H59L58 109L60 110L61 108H63L62 110L63 111H61V112H63V113H66V114H63V113H61L58 109H57V111H59L61 114H63L64 116H62V115H60V114H58V115H60V116H58L57 115V113H56V111H54L53 109L55 108H52L53 106H54V104H53V106H52V104H50V103H48V105L46 106V102H45V104L43 103V102H41V104L42 105H44V106H42V108L44 107L45 109H46V107H47V109L46 110H43V111H45L44 112V115H42V112L40 113V112H37V111H39V109L38 108H35L34 109V105H35V102H34V105H33V103H32V105H33V107H31V109H32V111H30L29 110V106L27 107L28 109V113H29V111L32 113V114H34L35 116H36V114H37V116H36V119H35V117H34V115H32V114H29L30 116L32 115L33 117H34V119H32V116H31V119L30 118H28V119H30V121H28V119H27V117H26V119H27V125H25L26 126V128H25V132H24V134H26V135H24L23 133H21L20 131H21V129H22V127H20V126H18V127H20V128H18L17 127V125L15 126L14 124V128H16L17 127V129H14L13 128V130L15 131L16 130V132L18 131V129H20L19 130V132L18 133H20V135H21V137L19 136V141H17V144H16V142L15 141H13L14 139L16 140L17 138H16V135H17V133H15L14 132V134H16L15 136H13L14 137V139L12 140V138H11V132H9L8 131V133H9V137L11 138V140H10V138H8V133L6 134V132L5 133H2L3 132V130H2V132H1V128H0V132L2 133V136L0 135V137H2L3 138V135L5 136L6 135V139L8 140L9 139V141H12V142H10L11 143V145H8V146H5V148L7 147V151H6V153L7 154H5L3 157L4 158H2V160L3 159H8V160H5V161H3L4 162V165H6V163L5 162H15L14 164H11L10 162V166H9V170L11 171H14L15 173L17 172H22V174L21 173H18V174H16L17 176L20 174V176H19V178L15 175V173L13 172V173H8V175L9 176H11L10 177V180H11V182L9 181V183L10 184H12V182L15 180L14 179V177H17V183H19V182H21V183H19L20 185L18 186V184L17 183H13L14 185H15V188H16V184H17V188H18V190L16 189L15 190V192H14V186L13 185H11L10 187H9V185L10 184H8L7 182H6V184H5V186L6 187H8L7 189H9L10 188V192L11 191H13L12 193L13 194H15L17 191H18V193H19V195L21 194V196H20V199H18L19 201H20V204H21V202L23 201L24 203H26L27 204V206H26V204H23V207H22V205H19L18 204V206H17V203H19L18 202V200L17 201H15L17 198H19V196H18V193H16L15 195H17V196H14L16 199L14 200L15 202H14V204L13 205H15V203H16V208L15 209H17V210H12L13 209V207L12 206H9V205H11V204H9V205H7V206H9L8 208H5V207H0L1 209H0V234H1V232H2V234H7L8 235V239H5V240H3V241H0V242H2V243H0V246L3 244H6V245H4V247L2 246L1 248H0V255H6V254H3V253H8L9 252V254H13L14 256H17V257H19L20 256V254H22V252L21 251H25L24 252V255H26L27 257H28V255L27 254H29V257H30V259H32L33 260V262H31L32 260H30V262H31V264H50V263H52V264H59V263H63L64 264V262H65V264H66V261H70L71 260V258H70V256H72V254L73 253H78L77 254V256L75 255V254H73V256H72V260H71V264H73L74 262H73V260H75V259H80V258H82L83 257V259L84 258H86V260H88V258L87 257H89L88 256V253H90V251L89 250H92V251H94L93 249H95L96 250V247H97V249H98V247H100V245L101 244H103V242H104V240L105 241H107V238H105V237H102L101 239L103 240V242L101 241V242H99L101 239H99V241H97L96 240V242H97V245H98V242H99V246H97L96 245V247H95V244L92 242L93 240H92V238L94 239V242H95V239H98V238H96V237H92L93 235V228H92V225L90 224V222H92L93 223V220L92 219H90L91 221H89V218H91L92 217V214L90 215L91 217H89L88 218V216H89V214L88 215H86V216H84L85 217V219H88V220H84V221H80L81 220V217L83 216L82 214H84L85 215V213H86V209L90 206V203L92 202L93 203V201H94V199H95V201L97 202H94V203H96L93 207H94V209H101V210H98V211H101V213H100V215H99V217L101 218L100 220L102 221L101 223L103 224V223H107L106 222V220H107V218H104V217H106L105 215H107L106 213H108L109 212V210L111 209V211H112V209H113V207H114V213H113V216H116V214L118 213L117 211H119V212H122V214H125L126 215V211H128L129 210V212L131 213L132 211L130 210V209H127V208H131V203H129V202H127V199L126 198H128V194L131 192V194H132V197L134 198L135 196H136V194L134 193V188H133V186H135L136 185V183H135V180H136V178H131V179H129L130 180V182H131V180L133 179L134 180V182H133V180H132V182L130 183L127 179H128V177H127V179H125L126 178V176H129V174L128 175H126V173L124 174L123 173V171L125 170V171H127V170H129V166L131 167L132 165H130L131 163H135L136 162V160H139L140 161V159H142L143 160V157H144V154H146L145 155V157H148L147 158V160H149V161H146V158H144L145 160L144 161H142L141 163L142 164H145L144 162H146V164L148 165V168H147V166H146V164L145 165H142L141 164V166L143 167V168H141V171H140V173L142 174L143 173V175L146 173L147 174V172H149V174H147L148 176L150 175L151 176V174L150 173H152V171H154V170H156L157 168H158V170L160 171V170H162V171H156V173L157 172H159L160 174H162L163 175V177L165 178V174H166V176H167V172L169 171V169L168 168H166L167 166L165 165V163H164V165H163V163H162V161H160V159L163 157V155H162V157L160 156V154L157 156V154H155L156 156H157V159H159V156H160V159L158 160V161H160L161 162V164H162V166L164 167H162L161 165H159L160 164V162H158L157 161V165H156V161H154L155 160V158H156V156L155 157H153V155H154V153L153 152H155V150L154 151H152V149H154V145L156 144L155 142L154 143H152V141L150 140V142H151V146L153 147H151V150H150V148H148V146L150 147V143H146V141H148L149 142V139L147 140V137L146 136H144V138L142 137L141 139V141H139V142H141L140 144L142 145V150H145V149H143V144H144V142L146 143V144H149V145H147V148H146V151L148 152H151V155H150V153L149 154H147L146 152H144L143 153V157H141L140 156V152H139V149H140V147L139 146H137V148L135 147V149H137L136 151H135V149L134 150H131V153H132V151H135V152H133L132 154H128L127 152H124V151H127L128 149H131V148H128V149H126L127 148V146H126V148H125V150L122 148V147H119L118 145H116V146H118V148H115L114 149V147H116L115 145L113 146V149H112V152H113V154H112V152H109V154H111L110 156H112V158L110 157V156H106L105 155V157H108L109 158V160H108V158H107V160L110 162H112V160H113V157H114V153L115 152H117V155H118V158L120 157V156H122V154H123V156L122 157H120V158H125L126 157V159H124V160H127L128 158V162H130V164H129V166H127L128 167V169L126 170L125 168H126V166L124 165L125 164V162L123 163V162H120V160H118L117 159V156H116V158L114 157V161L117 159V161H115V162H118V163H116L117 165H118V167H116L117 165H114V163H111V164H113V166H115L116 168V172H112V168H114L113 166L111 167V169H110V167H109V165H111L110 163H108L107 162V160H106V158H105V160H104V157L101 155V151H99L100 149H98L99 147L98 146H96L97 148H95L96 149V151H95V149L93 150V147H92V138H91V136H89L90 134H88L89 132H90V125H88V123L89 122H91V121H88V123L86 122L85 124H84V126L85 127H87V126H89V129H88V127H87V129L88 130H86L88 133H86V134H88V137H90L89 138V140H88V137H86V134H84L85 133V130H83L84 129V126L83 127H79L78 126V128H79V130L82 132V138H83V136L85 137V139L86 140H84V139H82L81 138V140H83V141H80V140H75V137L77 138V136H76V134L74 135V133H77V129H75L74 130V128H76L75 127V125H74V128L72 129V130H70L72 127H73V125H71L72 124V122H74L73 120H72V122L70 121L72 118H73V113H74V106H72V102L70 103L69 101H70ZM144 100V101H143ZM229 100H231V101H229ZM239 100H241V101H239ZM257 100V101H256ZM262 102H261V101ZM55 101H57V100H53V101H51V102H55ZM60 101V102H59ZM147 101H148V103H147ZM256 101V102H255ZM226 102H228V103H226ZM258 102H259V105H258ZM36 103H37V101H36ZM38 103V104H39ZM68 103H70V104H68ZM178 103V104H177ZM180 102H176L175 104H174V111H172V112H170L168 115H166V117H164V118H168L169 116H172V114L175 112V110L177 109V107L179 108L180 107V104H179ZM230 103V104H229ZM41 104L40 105H37L36 104V107L38 106H40L41 107ZM49 104H50V106H49ZM68 104V105H67ZM252 104V105H251ZM230 105H231V109H230ZM233 105V106H232ZM235 105V106H234ZM243 105V106H242ZM245 105H246V107H245ZM250 107H249V106ZM257 107H256V106ZM263 105V106H262ZM48 106L50 107V109H52V110H50L49 108H48ZM177 106V107H176ZM227 106H229V107H227ZM39 107V108H40ZM61 107V108H60ZM68 107L70 108V110L68 109ZM72 107H73V109H72ZM238 109H237V108ZM240 107H241V109H240ZM251 107H252V109H251ZM16 108H18V107H16ZM15 108V110H17ZM41 108V109H42ZM176 108V109H175ZM225 108V109H226ZM247 108V109H246ZM19 109V108H18ZM34 109V110H33ZM38 109V110H37ZM50 110V112L51 111H53L54 113H56V115L59 117H57L59 120L61 119V117H62V119L61 120H63V117H64V121H65V119H66V121L64 122V127L61 125V123H60V121L59 122H57L58 121V119L56 120V119H54L55 117V114L54 113H50L49 112V110ZM65 109V110H64ZM66 109H67V111H66ZM72 109V110H71ZM220 109H221V107H219L218 105H217V107H216V111H220ZM240 109V110H239ZM251 109V110H250ZM13 111V112H15L16 113V111ZM56 110V109H55ZM222 110V109H221ZM235 110H236V112H235ZM246 110V111H245ZM253 110V111H252ZM18 111V110H17ZM48 112V114L50 113V115H48V114H46L47 112ZM64 111H66V112H64ZM73 111V112H72ZM240 111V112H239ZM244 111V112H243ZM251 113V115H250V113ZM262 111V112H261ZM3 113H4V111H2ZM9 112H11V111H9ZM20 112V111H19ZM34 112V113H33ZM37 112V113H36ZM38 113H40V114H38ZM246 113V114H245ZM248 113V114H247ZM260 113V114H259ZM7 114H8V112H7ZM10 114V113H9ZM27 114V113H26ZM52 114H54L53 115V120H54V122H55V120H56V124L54 123V122H50V121H53L51 118H52ZM71 114V115H70ZM28 115V114H27ZM38 115H40L41 117H43L44 116V118H43V121L41 120L40 122L38 121V123H37V121L36 120H39V118H37V117H39ZM174 115V114H173ZM236 115V116H235ZM243 115H246V116H243ZM45 116H47V117H45ZM68 116V117H67ZM231 116V117H230ZM240 118H239V117ZM250 117V118H252V119H248V117ZM252 116V117H251ZM259 116V118H257ZM41 117H40V119H41ZM237 119H236V118ZM243 117V118H242ZM246 117V118H245ZM48 120H47V119ZM163 118V119H164ZM235 118V119H234ZM229 119H230V121H229ZM241 119V120H240ZM258 119V120H257ZM44 120H46L47 122H49V123H45V121ZM50 120V121H49ZM89 120V119H88ZM244 120V121H243ZM250 120V121H249ZM253 120V121H252ZM260 120V121H259ZM16 122L18 121V123H20L21 121L20 120H15ZM34 121V122H33ZM36 121V122H35ZM87 121V120H86ZM228 121V122H227ZM247 121H249V122H247ZM15 122V123H16ZM29 122H30V124H29ZM41 122H42V124H41ZM71 124H70V123ZM83 122H85V121H83ZM127 122H129L128 120H127ZM238 122V123H237ZM40 123V124H39ZM102 123V122H101ZM239 123H242V124H244L243 125V127H245V130H243V127H242V125H240L241 127L240 128H242V130H243V132H242V130H240L241 132V135H240V133H237L236 131H237V128L239 127L237 124H239ZM245 123H247L248 124V127L247 128H250V130L249 129H246V124ZM251 123V124H250ZM44 124V125H43ZM46 124V125H45ZM59 124H60V126H62V127H60L59 126ZM70 124L71 126H70V129H68L69 128V126L68 125ZM92 124V123H91ZM254 124V126H252ZM21 125H22V123H21ZM41 125V126H40ZM158 125H160V121H154V122H151V124L149 123L148 125H147V128L150 130V131H154L155 129H158L159 128V126ZM218 125V124H217ZM256 125H257V127H258V130H257V127H256ZM80 126H82V125H80ZM98 126H99V123H98ZM156 126V127H155ZM225 126V127H224ZM237 126V127H236ZM250 126V127H249ZM1 127V126H0ZM44 127V128H43ZM158 127V128H157ZM207 127H209V128H207ZM255 129H254V128ZM23 128H24V125H23ZM29 128V129H28ZM62 128V129H61ZM83 128V129H82ZM98 128H101V124H100V126L98 127ZM231 128V129H230ZM236 128V129H235ZM29 131H28V130ZM38 129V130H37ZM64 129V130H63ZM65 129H67V130H65ZM86 129V128H85ZM230 130V132H229V130ZM234 129V130H233ZM251 129H253V131L251 130ZM262 129V130H261ZM13 130H11L12 131V134H13ZM26 130H27V132H26ZM63 130V131H62ZM73 130H74V132H73ZM78 130V131H79ZM231 130H233V132L231 131ZM32 131V132H31ZM227 131V132H226ZM247 131V132H246ZM251 131V132H250ZM49 132V133H48ZM155 132V131H154ZM208 132V133H207ZM232 132V133H231ZM238 132H239V130H238ZM253 132V133H252ZM32 133V134H31ZM63 133V134H62ZM70 133V134H69ZM13 134V135H14ZM72 134V135H71ZM84 134V135H83ZM226 136H225V135ZM230 134L232 135V136H230ZM239 134V135H238ZM243 134V135H242ZM65 135V136H64ZM70 135V136H69ZM73 135L75 136L74 138H71V136L73 137ZM78 135V134H77ZM213 135V136H212ZM237 135V136H236ZM17 136V137H18ZM163 136V135H162ZM239 136V137H238ZM64 139H63V138ZM159 137H161V136H159ZM164 137V136H163ZM230 137H231V139H230ZM236 137V138H235ZM1 138V140H0V144L4 141V140H6L5 139V137H4V140ZM71 138V139H70ZM146 138V139H145ZM165 138H167L168 139V136L166 137V135H165ZM165 138H160V140L162 139V140H165L166 141V139ZM233 138V139H232ZM238 138H240V141L238 140ZM243 138V139H242ZM248 138V139H247ZM20 139H22V140H20ZM72 139H73V141H72ZM158 139V138H157ZM157 139H155V140H153V141H156ZM241 139H242V141H241ZM245 139V140H244ZM7 140H6V142L5 143H8L7 142ZM162 140H161V142H162ZM224 140V141H225ZM2 141V142H1ZM57 141V142H56ZM74 141H78L77 143H74ZM84 141H85V143H84ZM165 141H163V143H161V144H158V143H160V142H157V146H159L160 145V148L159 147H157V146H155V149H156V153H158L159 151H162V150H160V149H163L164 150V148L162 147L161 148V145L162 144H165ZM168 141V142H167ZM166 141V143H169V140H167ZM225 141V142H226ZM238 141V142H237ZM13 142H15V146L13 147ZM72 142V143H71ZM80 142V144L81 145H78V146H80V147H76L77 146V144ZM198 142V143H197ZM239 142H241V143H239ZM246 142V143H245ZM4 143V142H3ZM2 143V144H3ZM57 143V144H56ZM74 143V144H73ZM83 143V144H82ZM143 143V144H142ZM238 143V145H236ZM250 145H249V144ZM70 144H72V145H70ZM76 144V145H75ZM87 144V145H86ZM90 144V145H89ZM113 144H115V143H113ZM117 144V143H116ZM118 144H120V143H118ZM146 144H144V146H146ZM153 144V145H152ZM204 144V145H203ZM239 144H241V146L239 145ZM246 144V145H245ZM247 144H248V146H247ZM23 145V146H22ZM35 145V146H34ZM98 145H99V143H98ZM166 145V144H165ZM165 145H162V146H165ZM198 145V146H197ZM243 145H245V146H243ZM11 146H12V148H11ZM54 146V147H53ZM60 146V147H59ZM71 146V147H70ZM122 146H125V145H122ZM169 146V145H168ZM196 146V147H195ZM239 146V147H238ZM10 147V148H9ZM16 147V148H15ZM21 147V149L23 148L24 149V153L21 151V149H19V148ZM56 147V148H55ZM111 147V146H110ZM110 147L108 148V149H110ZM166 147V149H167V146H165ZM244 147V148H243ZM249 147V148H248ZM252 147V148H251ZM18 148V151H19V153H18V151H16L19 155H25V156H21L19 159H17L15 156L17 155V153L15 152V150H13V149H17ZM78 148H80V150H77L76 151V149H78ZM121 148V149H120ZM139 148V149H138ZM157 148H159L158 150L159 151H157ZM242 148V149H241ZM15 152V155H14V152L13 153H11L12 152V150ZM22 149V150H23ZM75 149V150H74ZM92 149V150H91ZM107 149V150H108ZM110 149V150H111ZM117 149V150H116ZM149 149V150H148ZM165 149V150H166ZM204 149V150H203ZM256 149H257V151H256ZM70 150V151H69ZM86 150H88V151H86ZM122 150H124L123 152H122ZM263 150V151H262ZM2 151H4V150H2ZM4 151V152H5ZM81 151V152H80ZM109 151V150H108ZM115 151V152H114ZM121 153V155H119L120 153ZM128 151H130V150H128ZM3 152V153H4ZM22 152V153H21ZM77 152V153H76ZM80 152V153H79ZM85 152V153H84ZM143 152V151H142ZM252 152V153H251ZM73 153H75V154H73ZM85 154V155H83V154ZM86 153L88 154V155H86ZM90 153V154H89ZM96 153H97V155H96ZM130 153V152H129ZM135 153V154H134ZM250 155H249V154ZM258 153H260V154H258ZM263 153V154H262ZM68 154V155H67ZM107 154V153H106ZM116 154V153H115ZM126 154V155H125ZM134 154V155H133ZM139 154V155H138ZM166 154H167V151H166ZM253 154V155H252ZM257 154V155H256ZM263 156H262V155ZM3 155V154H2ZM18 155V156H19ZM64 155V156H63ZM91 155V156H90ZM99 155V156H98ZM103 157V159L101 158V156ZM108 155V154H107ZM141 155H142V153H141ZM240 155V157H242ZM140 156V157H139ZM164 156H166V155H164ZM249 156H250V158H251V161L249 160L250 158H249ZM254 156H255V158H254ZM259 156H260V158H259ZM262 156V157H261ZM24 157V158H23ZM79 157V158H78ZM86 157V158H85ZM91 157V158H90ZM132 157H133V159H132ZM136 157V158H135ZM139 157V159H137ZM187 157H189V156H187ZM186 157V158H187ZM11 158V159H10ZM21 158H23L22 160H23V162H21L22 160H21ZM78 159V161L76 160L75 161V159ZM93 158V159H92ZM94 158H95V160H94ZM99 158L101 159L100 161H99ZM136 160H135V159ZM235 158H237V157H235ZM24 159H26L25 161H24ZM87 159L89 160V161H91V162H93V163H91V164H93L91 167H90V165H89V163L90 162H88L87 161ZM91 159V160H90ZM112 159V160H111ZM130 159L132 160V162L130 161ZM153 159V160H152ZM163 159H164V157H163ZM162 159V160H163ZM230 159H228V161L230 160ZM258 159V160H257ZM259 159H261L260 161H259ZM103 160V161H102ZM135 160V161H134ZM165 160V159H164ZM104 161H105V164H103L104 163ZM113 161V162H114ZM123 161V160H122ZM127 161H126V165H128L127 164ZM139 161H137V162H139ZM154 161V162H153ZM185 161H187L186 163H185ZM65 162V163H64ZM68 162V163H67ZM71 162V163H70ZM77 162V163H76ZM99 164H98V163ZM103 162V163H102ZM119 162H120V165L121 164H123V166H125V168L122 166V168H124V169H122L120 166H119ZM153 162V163H152ZM182 162V163H181ZM225 162H223V164L225 165ZM253 162V163H252ZM255 162V163H254ZM55 163V164H54ZM108 164V166H107V164ZM155 163V164H154ZM260 163V164H259ZM8 164V163H7ZM53 164H54V166H53ZM76 164V165H75ZM150 164H153L152 166L150 165ZM167 164V163H166ZM251 166H250V165ZM259 164V165H258ZM2 166V167H0V169H1V171L0 172H2V171H4L5 170V167H8V166ZM22 165V166H21ZM107 166V167H109L108 169H106L105 170V168H107V167H105V166ZM136 165H137V163H136ZM135 165V166H136ZM159 165V166H158ZM188 165V164H187ZM253 165V166H252ZM257 165V166H256ZM263 165V166H262ZM24 166V167H23ZM104 166V167H103ZM134 166V165H133ZM132 166V167H133ZM134 166V167H135ZM138 166H139V164H138ZM151 166V167H150ZM154 166V168H152ZM156 166H158V167H156ZM162 167L161 169L159 168V167ZM248 168H247V167ZM70 167V168H69ZM95 167V168H94ZM120 167V169H118V170H121V171H119V173L121 172V174L123 173V175L125 176L124 178L123 177H121L120 175L121 174H119L118 173V170H117V168H119ZM133 167V168H134ZM146 167V168H145ZM255 167V168H254ZM24 168H26V169H24ZM65 168V169H64ZM138 168V167H137ZM136 168V169H137ZM140 168V167H139ZM150 168L152 169V170H150ZM156 168V169H155ZM190 168V167H189ZM251 168H253V170L251 169ZM45 169V170H44ZM95 169V170H94ZM100 170V172L98 173L97 171H99ZM144 169H146V170H144ZM166 169H168V171H164V170H166ZM249 169L251 170V171H249ZM261 170V171H259V170ZM9 170H5L4 172L6 173L7 171H9ZM17 170H19V171H17ZM25 170H26V172H25ZM27 170H29V173H28V171ZM97 170V171H96ZM102 170H105L104 171V173L102 172V175H103V177L104 178H101L102 177V175H101V171ZM108 170H109V173L111 174V177H109V179H108V175H105V173H107L108 172ZM138 170V169H137ZM136 170V172H137V174H139V171H137ZM143 170H144V172H143ZM254 170H256V174H254L255 172H254ZM23 171H24V173H23ZM94 171H95V173L97 172V174H95L94 173ZM114 171V170H113ZM147 171V172H146ZM249 171V172H248ZM127 172H129L130 173V176L129 177H131V175L133 176V177H135L136 175H134V170L132 171V170H130V171H127ZM134 172V173H133ZM163 172H165V174L163 173ZM253 172V174H251L250 175V173H252ZM5 173H1L2 175H4ZM27 173V174H26ZM114 173L116 174V176L114 175ZM155 173V174H156ZM248 173V174H247ZM258 173V174H257ZM7 174V173H6ZM11 174H13V175H11ZM74 174L75 175H77V177L76 176H74ZM97 176L98 174L100 175H98V178L95 180V178H94V176L95 175ZM108 174V173H107ZM110 174H109V176H110ZM146 174H145V176H146ZM154 173H153V175H152V177L155 175ZM158 174V173H157ZM221 174V175H220ZM261 174V175H260ZM8 175H7V177H8ZM24 175H26V179L23 181V179L25 178V176ZM27 175H29V177H30V179L29 178H27ZM57 175V176H56ZM143 175H142V178H143ZM159 175V174H158ZM158 175H156L155 177H157ZM169 175V174H168ZM201 177H200V176ZM260 175V176H259ZM13 176V177H12ZM59 176V177H58ZM138 176V175H137ZM144 176V180L147 178V176L145 177ZM149 176V177H150ZM161 176V175H160ZM160 176H158V177H160ZM249 176H251V177H249ZM21 177V178H20ZM23 177V178H22ZM62 177V178H61ZM89 177L91 178V180L93 181V180H95V181H97L98 179H100L101 178V180H98L97 182H93L94 184L92 185V182L90 181V183L91 184H89ZM92 177L94 178V179H92ZM100 177V178H99ZM105 177H107V179L111 182L112 180L114 181V180H116V181H114V182H111V185H113V187H112V189L113 190H115L116 189V191L119 193L118 194V196H115V191L112 193V189H111V193L112 194H110V188H111V185L109 184L110 182L105 178ZM151 177V178H152ZM157 177V178H158ZM260 177V178H259ZM263 177V178H262ZM111 178V179H110ZM114 178V179H113ZM116 178H118V180H119V178H120V180L117 182V179ZM161 178H162V176H161ZM161 178H159L160 180H161ZM163 178V179H164ZM167 178V177H166ZM165 178V181L167 180ZM219 178H220V180H219ZM258 178H259V180H260V182H259V180H258ZM13 179V180H12ZM19 179V180H18ZM21 179V180H20ZM58 179V180H57ZM82 179H84V180H82ZM87 179H88V183H87ZM103 179V180H102ZM105 179V180H104ZM148 180H150L149 178H147ZM153 179V178H152ZM162 179V180H163ZM7 180H8V178H7ZM29 180V181H28ZM156 180H158V179H156ZM160 180H159V182H160ZM253 180H254V183H253ZM26 182V184L28 185V187L26 188L25 187V189L24 190H22L23 188V186L25 185V186H27L25 183H23V182ZM77 181V182H76ZM79 181V182H78ZM147 181V180H146ZM145 181V182H146ZM152 181L153 180H151V181H149V182H151V184H152ZM155 181V180H154ZM153 181V182H154ZM211 181H215V184H211ZM223 182V184H221L222 182ZM15 182H16V180H15ZM75 182V183H74ZM116 182V183H115ZM124 182V184L123 185H121L122 183ZM148 182V183H149ZM218 182V184H216ZM257 182V183H256ZM113 183V184H112ZM118 183H119V186H121L120 188H119V186H118ZM145 184V185H148L147 187H148V189H150V186H149V184ZM155 183V182H154ZM153 183V184H154ZM255 183H256V185H255ZM8 184V185H7ZM116 184H117V187H115L116 186ZM129 184V185H128ZM251 185V188H250V185ZM262 184V185H261ZM92 186V187H90V186ZM206 185V186H205ZM255 185V186H254ZM13 186V187H12ZM123 186V187H122ZM153 186V185H152ZM151 186V187H152ZM224 186V187H223ZM261 186V187H260ZM75 187V188H74ZM78 189H77V188ZM110 187V188H109ZM114 187H115V189H114ZM204 187H206V190L205 189H203ZM11 188H13V189H11ZM21 188V189H20ZM122 188V189H121ZM125 188V189H124ZM202 188V189H201ZM208 188V189H207ZM233 188V189H232ZM254 188H258V189H254ZM264 188V187H263ZM19 189H20V191H19ZM27 189V190H26ZM72 189H75V190H72ZM76 189H77V191L79 192V196L78 197H76V199L77 200H75L73 197H75L76 195H75V192L74 191H76ZM198 189V190H197ZM235 189V190H234ZM28 191L26 194H24L26 191ZM106 190V191H105ZM129 190H130V192H129ZM203 190V191H202ZM245 190H246V192H245ZM247 190L248 191H250L249 193L251 194V195H249V196H253V197H246L247 195H245L246 193H247ZM22 191L24 192V193H22ZM83 191V192H82ZM108 191H109V194H108ZM128 191V192H127ZM51 192V193H50ZM58 192H60V193H58ZM74 192V193H73ZM77 192V193H78ZM116 192V193H117ZM252 192H254L253 193V195H252ZM49 193V194H48ZM107 193V198H106V200L108 201H106L105 199L103 200V197H104V195ZM249 193H247V194H249ZM24 194V195H23ZM59 194H60V197H59ZM73 194H74V196H73ZM104 194V195H103ZM239 194H242V197L241 196H239ZM26 195V196H25ZM32 195V196H31ZM42 195V196H41ZM55 195V196H54ZM109 195H112V196H109ZM135 195V196H134ZM31 196V197H30ZM56 196H57V198H56ZM73 196V197H72ZM239 196V197H238ZM22 197V198H21ZM23 197H27L26 199L27 200H25ZM49 197V198H48ZM109 197H110V199H109ZM114 197H116V199H115V204H116V200H117V204L116 205H114L113 203V198ZM239 199H238V198ZM257 197V196H256ZM60 198V199H59ZM79 198V199H78ZM50 199V200H49ZM74 199V200H73ZM135 200L136 199H138V196H137V198L135 197L134 198ZM134 199H132L133 201H135ZM241 199V201H243V203H242V205L243 206H241V204H239L238 205V202H239V200ZM245 199V200H244ZM246 199H247V201H246ZM253 199V200H252ZM54 200V201H53ZM93 200V201H92ZM129 200V199H128ZM7 201V200H6ZM52 201V202H51ZM73 201H74V203H73ZM77 201V202H76ZM246 201V202H245ZM8 202V201H7ZM7 202H6V204H7ZM11 202H13V201H10V203ZM1 203V205H6V204H2V202H0ZM3 203H5V201L3 202ZM73 203V204H72ZM78 204L79 203V205H80V207H79V205H78V207L80 208V210H81V212H83L84 211V213H80V211H79V208H78V213H77V215L80 213V220L78 219H76L77 221H78V223L77 222H75V221H73L74 219H72V218H76V216L77 215H72V214H74L75 213V211H74V213L72 212L73 210H71L73 207L75 208V207H77V206H75L74 204ZM87 203V204H86ZM167 203V202H166ZM165 203V204H166ZM246 203V204H245ZM76 204V205H77ZM124 204V205H123ZM169 204V203H168ZM248 204V205H249ZM0 205V206H1ZM74 205V206H73ZM89 205V206H88ZM98 205V206H97ZM129 206V207H126V206ZM164 205V204H163ZM167 205V204H166ZM165 205V206H166ZM24 206H25V209H24ZM58 206H61V207H59V209L57 208ZM69 206V207H68ZM73 206V207H72ZM88 206V207H87ZM116 206V207H115ZM125 206V207H124ZM239 206H241V208H239ZM252 206V205H251ZM15 207V206H14ZM23 208L24 209V211H23V209H22V211H21V209L19 210V208ZM55 207V208H54ZM100 207H102V208H100ZM104 207V208H103ZM237 207V211L236 210H234V208H236ZM242 207H243V209L245 210H240L239 211V209H242ZM2 208H5V209H2ZM61 208H63V211H62V209ZM73 208V209H74ZM86 208V209H85ZM92 207H90L89 208V211L91 212V209ZM108 208V209H107ZM126 209V211H125V209ZM56 209H58L57 211L58 212H61V213H58V212H56ZM65 209V210H64ZM68 209H70L69 210V212L67 211ZM116 209V210H115ZM1 210H7L6 211V213L8 212L9 213V210L10 211H12L13 212V215L15 216H17V214H14V213H18V211H20L22 214L24 213V216L26 217L27 216V218H25L20 212V215H18L17 216V218H20L22 221L20 222L19 220L18 221H15V223L16 222H19V223H16L17 225H18V227H20V228H18L17 227V225L16 226H14V224L12 225V228H10V226H11V224H12V221H14V219L16 218V216L15 217H13V215L11 216H9V217H13V219H12V221H11V218L9 219V217H8V214L6 215V213H5V211H4V215H3V213L1 212ZM75 210V209H74ZM77 210V209H76ZM15 211V212H14ZM52 211H53V213H52ZM67 211V212H66ZM87 211H88V209H87ZM88 211V212H89ZM239 211V212H238ZM244 211V212H243ZM247 211V213H249V215L248 214H246L245 212ZM258 211H260V210H258ZM48 214H47V213ZM72 212V213H71ZM77 212V211H76ZM87 212V213H88ZM89 212V213H90ZM47 214V216H43V214ZM58 213V214H57ZM116 213V214H115ZM240 213V214H239ZM244 213H245V215H244ZM255 213V214H254ZM259 214V215H258ZM6 215V216H5ZM51 215H52V217H51ZM67 215V216H66ZM253 215H255V216H253ZM5 216V217H4ZM169 216H171L172 218H174V214L173 213H168V215L167 216H165V219H164V224L161 222V224H163V225H160L161 226V229H163V228H165V227H167V223H169V220H172V218L171 217H169ZM257 216V217H256ZM55 217H57L56 219H55ZM61 217V218H60ZM241 218V220H243L244 218ZM78 218V217H77ZM163 218L164 217H162L161 219L163 220ZM225 218V219H226ZM2 219V220H1ZM6 219H8V220H6ZM58 219V220H57ZM169 219V220H168ZM6 220V221H5ZM9 220H10V223H9ZM15 220H17V219H15ZM52 220V221H51ZM97 220V219H96ZM100 220H98L97 222H99V224H100ZM105 220V221H104ZM123 220V219H122ZM162 220H159V221H162ZM167 220H168V222H167ZM223 219H221V220H218V223L220 222V221H222ZM4 221V222H3ZM8 221V222H7ZM38 221V222H37ZM60 221V222H59ZM63 221V222H62ZM104 221V222H103ZM156 221V222H155ZM166 221V222H165ZM223 221H225V220H223ZM222 221V222H223ZM3 222V223H2ZM84 222V223H83ZM86 222V223H85ZM7 223L9 224V225H7ZM22 223V224H21ZM155 223L157 224L158 222H157V219L155 220V218H154V220H153V227L155 228L156 227V229H157V225H155ZM221 223V222H220ZM36 225V226H35ZM6 226H7V231H6ZM13 226H14V229H13ZM33 226V227H32ZM89 226V227H88ZM143 226H145V223L143 222V221H141V220H138V229L140 228V227H143ZM150 226V225H149ZM159 226V227H160ZM29 227V228H28ZM54 227H56V228H54ZM184 227H186V229L187 228H189L190 226H183V228ZM12 229L13 231L15 230V232H16V229L18 228V230H20L21 232H18V230H17V236H18V233H20L19 235H21V233L22 232H24V238H23V236H21L18 240H21V241H19V243L21 244H23L24 246V248H26V246H27V248L26 249H24V248H22L21 246H22V244H21V246H18L16 243H14V241H11V237H10V233L8 234V229ZM34 228V229H33ZM40 228H41V230H40ZM55 231V229H57L56 230V232H54L52 229ZM91 228V229H90ZM32 229V230H31ZM44 229V231L42 232V230ZM62 229V230H61ZM76 229V230H75ZM185 229V228H184ZM219 228H217V230H218ZM31 232H30V231ZM40 230V231H39ZM61 230V231H60ZM70 230H72V231H70ZM78 230V231H77ZM13 231H10L12 234V236L14 235L13 233H15V232H13ZM36 231V232H35ZM92 231V232H91ZM191 231L192 232H194V230L191 228L190 230L188 229L187 230V234L186 235H190L191 234ZM40 232V233H39ZM45 232V233H44ZM190 232V233H189ZM26 233V234H25ZM29 233V234H28ZM36 233V234H35ZM77 233V234H76ZM92 233V234H91ZM1 234V235H2ZM16 234H15V236H16ZM23 234V233H22ZM28 234V235H27ZM41 234V235H40ZM73 236H72V235ZM193 234L194 233H192L191 235L192 236H189V237H187V241L189 242L190 241V243H194L195 245H197L198 247H200L201 246V244H200V242H199V238H200V236H198V235H196V234H194V236H193ZM36 235V236H35ZM39 235H40V239H38L39 238ZM47 235H49V236H47ZM51 235V236H50ZM77 235V236H76ZM92 235V236H91ZM196 235V236H195ZM14 236V238H13V240L16 238V242H18V240H17V236L15 237ZM81 236V237H80ZM36 237H38L37 239H36ZM54 237V238H53ZM56 237V238H55ZM72 237V238H71ZM75 237V238H74ZM76 237H78V240L80 239V241H81V243L82 244H80V241H78L77 239H76ZM92 237V238H91ZM31 239L30 241H29V239ZM33 238V239H32ZM50 239V240H47V239ZM62 238V239H61ZM74 238V240H72ZM105 238V239H104ZM189 238V239H188ZM25 239V240H24ZM36 239V240H35ZM54 239V240H53ZM64 239V240H63ZM71 239V240H70ZM35 242V244H33V241ZM6 241V242H5ZM38 241V242H37ZM40 241V242H39ZM43 241V242H42ZM47 241H51V243H52V241H54V242H56L55 244H53L52 246H51V243H50V245H48L49 244V242H47ZM63 241H64V243H63ZM71 241H73V245H72V243H71ZM75 241H77V242H75ZM191 241H193V242H191ZM3 242H5V243H3ZM24 242V243H23ZM36 242H37V248H36ZM53 242V243H54ZM11 243H12V245H11ZM28 243V244H27ZM32 244V246L33 247H31V244ZM38 243H40V246L42 245V243H44L41 247H38L39 246V244ZM45 243H47V248L46 247H44V245H46ZM75 243V244H74ZM77 243V244H76ZM92 243H93V245H94V247L95 248H93V245H92ZM205 243V242H204ZM204 243H202L203 245H204ZM263 243H264V241H263ZM262 243V244H263ZM57 244V246H54V245H56ZM71 244V245H70ZM85 244V245H84ZM16 245L18 246V247H16ZM30 245V246H29ZM64 245V246H63ZM78 245V246H77ZM91 245H92V247H91ZM9 246H10V248H9ZM48 246H50L49 248H48ZM53 246L56 248L55 249V251L54 250H52V253H50L51 252V250H50V252H49V249L51 248V249H54L53 248ZM69 246H70V248L71 247H75V249H74V251L72 252H68L67 253V251H68V248H69ZM76 246H77V248H76ZM81 246V251L80 252H78L79 250H78V247H80ZM86 246V247H85ZM262 246H264V244L262 245ZM44 247V248H43ZM223 247V246H222ZM221 246H218V250L219 251H217L216 253L218 254H216L215 253V255H213V256H210V257H208L207 255H206V257H204L203 259H202V262H201V264H218V263H220V264H222L221 262H219L220 261V259H219V256H220V253L221 252H223V248H222ZM19 248H21V251L19 252ZM31 248H33V250L31 249ZM36 248V249H35ZM69 248V250H71ZM91 248H93V249H91ZM6 249H8V250H6ZM9 249L11 250V252L13 251V253H11L10 251H9ZM19 249V250H18ZM24 249V250H23ZM35 249V250H34ZM37 249H39V250H37ZM41 249V250H40ZM48 251H47V250ZM67 249V251H65ZM31 250V251H30ZM45 250V251H44ZM78 250V251H77ZM34 251V252H33ZM47 252V253H49V254H51V256H48L47 255V253L46 254H44L43 252L42 253H40V252ZM54 251V252H53ZM67 253V254H69V253H72V254H70L69 255V257H67V255L65 256V252ZM89 251V252H88ZM27 252V253H26ZM36 252H39V254H40V256H42V257H40V258H38L37 259V257H39V254L38 253H36ZM83 252V253H82ZM18 253V254H17ZM26 253V254H25ZM17 254V255H16ZM38 254V256L36 257V256H33V255H37ZM41 254H44V258H43V255H41ZM31 255H32V257H31ZM45 255H47L48 256V258H46V256ZM85 255V256H84ZM217 255V256H216ZM11 257H14V256H12V255H10ZM9 256V257H10ZM54 256V257H53ZM75 256L77 257V258H75ZM34 257V258H33ZM215 257V258H214ZM50 258H52L51 260H50ZM73 258H75V259H73ZM209 258V259H208ZM35 259H36V261H40V262H36L35 261ZM57 259V260H56ZM77 259V264H79L80 263V260H82V259H80V260H78ZM55 260V261H54ZM216 260V261H215ZM217 260H219V261H217ZM52 261V262H51ZM61 261V262H60ZM76 261V260H75ZM79 261V262H78ZM215 261V262H214ZM73 262V263H72ZM82 262H85V259H84V261H82ZM205 262H207V263H205ZM76 263V262H75ZM74 263V264H75ZM67 264H69V262L67 263Z\"/></svg>","mask_w":264,"mask_h":264}]
</instances>
